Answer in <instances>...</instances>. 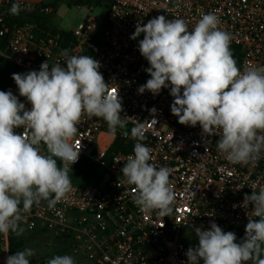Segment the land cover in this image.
<instances>
[{"label":"built area","instance_id":"built-area-1","mask_svg":"<svg viewBox=\"0 0 264 264\" xmlns=\"http://www.w3.org/2000/svg\"><path fill=\"white\" fill-rule=\"evenodd\" d=\"M63 1L0 0V58L29 72L39 71L46 61L50 68L66 67L68 56L90 55L100 62L109 90L118 92L120 115L130 118L113 134L103 118L82 115L72 140L74 147L81 143L79 158L69 168L88 159L97 174L84 186L71 182V191L54 208L43 200L34 204L23 214L20 227L41 228L87 263L98 264H188L187 250L198 245L194 229L207 230L213 222L225 232H234L240 242L248 219H257L252 205L244 207L243 200L264 188V152L246 165L233 164L217 150L219 133L206 136L199 124L178 122L171 113L170 88L158 95L140 94L139 87L150 79L145 71L150 65L139 52L144 34L130 37L138 23L143 26L160 15L183 19L191 31L202 15L213 13L219 28L232 36L231 52L238 48L234 57L239 69L264 66V0H103L108 5L104 23L91 19L75 30L53 33L44 19ZM66 1L78 5L83 0ZM13 3L20 4L18 15L10 13ZM42 24L49 30H43ZM64 50L67 56L62 55ZM9 90L30 109L16 84ZM140 123L145 126L140 142L151 148L150 163L172 169L175 202L169 217H160L158 210L142 211L135 203V186L122 176L123 164L137 143L132 129ZM118 138L132 150L110 153ZM42 151L47 154L46 146ZM57 162L63 165L58 158ZM13 237L15 233L0 234V264L12 255Z\"/></svg>","mask_w":264,"mask_h":264},{"label":"clouds","instance_id":"clouds-1","mask_svg":"<svg viewBox=\"0 0 264 264\" xmlns=\"http://www.w3.org/2000/svg\"><path fill=\"white\" fill-rule=\"evenodd\" d=\"M19 12L20 4L13 3L10 13ZM219 23L213 13L202 15L191 31L183 19L164 15L143 26L138 23L130 38L144 34L139 52L150 65L145 69L150 79L138 92L158 95L170 88L171 113L178 122L199 124L206 136L219 133L217 150L231 163L246 165L264 152V66L241 71L231 52L232 36ZM62 55L67 56V50ZM100 67L90 55H72L66 67L50 68L46 61L39 71L13 73L19 96L30 109L10 90L0 91V234L21 235L23 214L34 204L43 200L54 208L71 191L69 166L78 161L81 149V143L74 147L72 140L82 115L103 118L113 134L126 126L130 117L120 115L121 99L109 90ZM150 112L154 115L156 109ZM144 128L140 123L132 129L137 143L122 176L135 186V203L142 211L158 210L160 217H169L175 202L172 169L150 163L151 148L140 142ZM249 204L257 219H248L240 242L215 222L207 230L196 227L198 245L187 250L188 264H264V188L245 195L243 206ZM34 255L25 248L8 256L5 264H30ZM47 264L76 262L70 255H56Z\"/></svg>","mask_w":264,"mask_h":264},{"label":"rangeland","instance_id":"rangeland-1","mask_svg":"<svg viewBox=\"0 0 264 264\" xmlns=\"http://www.w3.org/2000/svg\"><path fill=\"white\" fill-rule=\"evenodd\" d=\"M55 7L56 12L47 19L49 25L55 30H75L81 23L91 19L95 20V24H102L108 16L106 7L80 6L66 0L59 2ZM58 166L63 167L62 164ZM22 228L24 231L21 235L15 233L16 242H20L22 245L12 255L25 248H31L35 255L30 258V264H40L43 260H49L56 255H70L76 264L87 263L84 257L73 254L63 240L52 237L41 228L34 231Z\"/></svg>","mask_w":264,"mask_h":264},{"label":"trees","instance_id":"trees-1","mask_svg":"<svg viewBox=\"0 0 264 264\" xmlns=\"http://www.w3.org/2000/svg\"><path fill=\"white\" fill-rule=\"evenodd\" d=\"M85 4L94 5L96 7L108 8V5L103 0H83L78 5L81 6ZM44 20L48 21L47 19H44ZM41 28L46 31L49 30L47 26H45V24H42ZM52 32L56 33L57 30L53 29ZM237 51H238V48H233L232 50L233 57H234V53ZM234 58L238 64L239 62L238 59H236V57ZM27 72L28 71H25L17 67L10 61L0 58V91H8L11 88V86L15 84L14 80L12 79L13 73L24 74ZM124 145H125V142H123L120 138H118L115 141L110 153L117 152L119 150H124L126 152L132 150L130 146L126 147ZM57 164L61 165V163L59 162H57ZM96 174H97V169L95 165L88 159H82L79 164L69 168V172H68L71 182L78 184L80 186H84L87 183H89ZM238 241L239 239L237 236L236 242ZM11 242H12L11 243L12 253L22 245V243L16 242L15 237L12 238ZM47 261L48 260H43L40 264H47ZM83 264H98V263H83Z\"/></svg>","mask_w":264,"mask_h":264}]
</instances>
